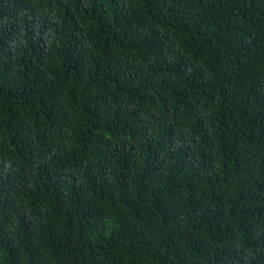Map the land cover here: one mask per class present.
<instances>
[{
    "label": "trees",
    "instance_id": "1",
    "mask_svg": "<svg viewBox=\"0 0 264 264\" xmlns=\"http://www.w3.org/2000/svg\"><path fill=\"white\" fill-rule=\"evenodd\" d=\"M0 264H264V0H0Z\"/></svg>",
    "mask_w": 264,
    "mask_h": 264
}]
</instances>
